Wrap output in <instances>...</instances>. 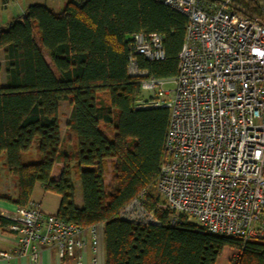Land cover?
I'll list each match as a JSON object with an SVG mask.
<instances>
[{"label": "trees", "instance_id": "16d2710c", "mask_svg": "<svg viewBox=\"0 0 264 264\" xmlns=\"http://www.w3.org/2000/svg\"><path fill=\"white\" fill-rule=\"evenodd\" d=\"M237 4L249 16H262L251 2ZM187 25L184 15L156 0H87L70 2L61 12L32 5L0 29V161L6 160L18 184L11 201L29 207L37 184L59 196V218L83 228L102 226L106 264H217L225 248L240 252L234 264H264V241L213 235L182 215L173 225L174 212L156 210L170 113L137 108L143 93L128 76L126 37L163 35L166 58L141 65L156 78H173ZM64 102L72 107L75 154L60 150ZM58 162L64 167L53 180ZM74 177L81 182L82 208L75 204ZM140 194L159 225L120 218ZM0 200L9 199L0 194ZM5 224L11 221L0 217Z\"/></svg>", "mask_w": 264, "mask_h": 264}, {"label": "built area", "instance_id": "2783aa9c", "mask_svg": "<svg viewBox=\"0 0 264 264\" xmlns=\"http://www.w3.org/2000/svg\"><path fill=\"white\" fill-rule=\"evenodd\" d=\"M156 1L188 19L173 78H156L141 65L166 58L163 35L126 37L128 76L143 93L137 108L170 113L156 210L174 212L173 225L182 215L213 235L264 241V0H246L262 18L249 16L237 0ZM6 218L19 235L16 255L33 264L38 243L55 247L60 264L67 258L83 264L89 251L91 264H99L97 226H76L33 203ZM120 218L160 223L144 194Z\"/></svg>", "mask_w": 264, "mask_h": 264}, {"label": "crops", "instance_id": "0c3cea01", "mask_svg": "<svg viewBox=\"0 0 264 264\" xmlns=\"http://www.w3.org/2000/svg\"><path fill=\"white\" fill-rule=\"evenodd\" d=\"M80 0H0V29L8 27L13 21L23 18L27 10L32 5H45L55 12H61L70 2H78ZM62 8V9H61ZM0 65L2 67V74H4L5 57L4 52L0 51ZM66 103V102H64ZM69 104V103H68ZM61 103L59 111L60 119V136H61V152L66 154H75L77 148V134L71 123L72 107L68 113H63ZM75 162L72 164L74 165ZM64 163L58 162L52 172V179L58 180L62 174ZM75 179L80 180L78 177ZM73 178V180H74ZM75 188V204L78 208L83 207L82 189L79 192L77 184L74 183ZM81 186V182H80ZM0 194L9 200H0V217L6 218L7 215L14 214L17 206L11 201L18 196V184L16 179L10 174L7 169L6 160L0 161ZM31 203L38 205L45 213L56 215L61 206V198L57 195L48 193L44 188L37 184ZM8 220V219H7ZM102 231L104 242H101L99 237L98 259L99 264H106V244L103 236L102 226L98 227ZM19 245V235L16 232L9 230V225L0 226V253H6L11 258L0 257V264H33L28 257H21L16 255V250ZM38 258L37 264H60L58 252L55 247L49 246L45 243H38ZM92 253L89 251L83 264H91ZM63 264H77L73 258H67Z\"/></svg>", "mask_w": 264, "mask_h": 264}, {"label": "rangeland", "instance_id": "374dc122", "mask_svg": "<svg viewBox=\"0 0 264 264\" xmlns=\"http://www.w3.org/2000/svg\"><path fill=\"white\" fill-rule=\"evenodd\" d=\"M46 60L49 61L48 58H46ZM2 82L5 83L4 74H2ZM61 110L63 113H68L71 110V106L68 103H63ZM73 181L75 184H77L79 188V192H81L80 180L74 178ZM111 184H112V179H111L110 171H108L106 177V185L110 186ZM99 237L101 242H104L101 229H99ZM238 253L239 251H235L231 248H225L219 259L217 260V264H234L236 262V258L238 257Z\"/></svg>", "mask_w": 264, "mask_h": 264}]
</instances>
